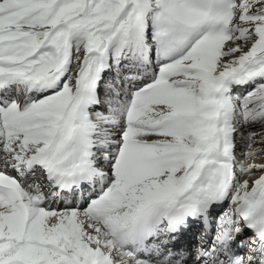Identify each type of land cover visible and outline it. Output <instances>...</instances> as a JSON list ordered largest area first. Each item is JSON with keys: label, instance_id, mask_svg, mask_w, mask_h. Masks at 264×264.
<instances>
[{"label": "snow or ice", "instance_id": "1", "mask_svg": "<svg viewBox=\"0 0 264 264\" xmlns=\"http://www.w3.org/2000/svg\"><path fill=\"white\" fill-rule=\"evenodd\" d=\"M0 264H264V0H0Z\"/></svg>", "mask_w": 264, "mask_h": 264}]
</instances>
